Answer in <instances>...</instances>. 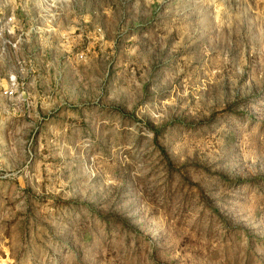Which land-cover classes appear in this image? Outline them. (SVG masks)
<instances>
[{"label":"rangeland","instance_id":"rangeland-1","mask_svg":"<svg viewBox=\"0 0 264 264\" xmlns=\"http://www.w3.org/2000/svg\"><path fill=\"white\" fill-rule=\"evenodd\" d=\"M10 17L0 264H264V0H0Z\"/></svg>","mask_w":264,"mask_h":264},{"label":"built area","instance_id":"built-area-1","mask_svg":"<svg viewBox=\"0 0 264 264\" xmlns=\"http://www.w3.org/2000/svg\"><path fill=\"white\" fill-rule=\"evenodd\" d=\"M13 20H14V17H10L4 23V25L1 27V30H0V37H1V34H6L7 35V34H12L14 32V31L12 32V30H13L12 29V27H13V24H12ZM14 89H15V87H14V84H13V86L11 87V89L4 90L3 95L4 96H8V97H13L14 96ZM2 164H3V155L0 154V180H3V179H5V178L8 177V174L3 173L2 169H1Z\"/></svg>","mask_w":264,"mask_h":264}]
</instances>
